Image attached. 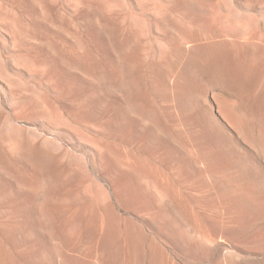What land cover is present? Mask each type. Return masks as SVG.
<instances>
[{
  "label": "rangeland",
  "instance_id": "374dc122",
  "mask_svg": "<svg viewBox=\"0 0 264 264\" xmlns=\"http://www.w3.org/2000/svg\"><path fill=\"white\" fill-rule=\"evenodd\" d=\"M0 264H264V0H0Z\"/></svg>",
  "mask_w": 264,
  "mask_h": 264
}]
</instances>
